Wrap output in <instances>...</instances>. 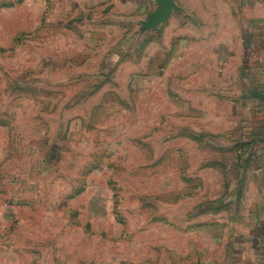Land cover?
<instances>
[{
  "label": "rangeland",
  "instance_id": "1",
  "mask_svg": "<svg viewBox=\"0 0 264 264\" xmlns=\"http://www.w3.org/2000/svg\"><path fill=\"white\" fill-rule=\"evenodd\" d=\"M0 0V264L264 261V0Z\"/></svg>",
  "mask_w": 264,
  "mask_h": 264
},
{
  "label": "water",
  "instance_id": "2",
  "mask_svg": "<svg viewBox=\"0 0 264 264\" xmlns=\"http://www.w3.org/2000/svg\"><path fill=\"white\" fill-rule=\"evenodd\" d=\"M156 3L158 10L146 22L147 27H155L165 23L175 10H179L175 0H156Z\"/></svg>",
  "mask_w": 264,
  "mask_h": 264
},
{
  "label": "crops",
  "instance_id": "3",
  "mask_svg": "<svg viewBox=\"0 0 264 264\" xmlns=\"http://www.w3.org/2000/svg\"><path fill=\"white\" fill-rule=\"evenodd\" d=\"M259 97L262 99V97H264V95H261ZM262 100H264V99H262ZM258 241H259V246L258 247L261 250L260 255H262V253L264 254V226H263V231L262 230L259 231ZM240 264H264V261H260V260H256L255 262H246L245 261V262L240 263Z\"/></svg>",
  "mask_w": 264,
  "mask_h": 264
},
{
  "label": "trees",
  "instance_id": "4",
  "mask_svg": "<svg viewBox=\"0 0 264 264\" xmlns=\"http://www.w3.org/2000/svg\"><path fill=\"white\" fill-rule=\"evenodd\" d=\"M262 99H264V97H262Z\"/></svg>",
  "mask_w": 264,
  "mask_h": 264
}]
</instances>
